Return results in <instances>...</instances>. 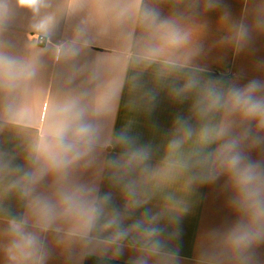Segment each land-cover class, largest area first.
<instances>
[{"label":"clouds","instance_id":"clouds-1","mask_svg":"<svg viewBox=\"0 0 264 264\" xmlns=\"http://www.w3.org/2000/svg\"><path fill=\"white\" fill-rule=\"evenodd\" d=\"M165 4L172 7L169 15L161 13ZM15 5L31 12L35 32L50 36L53 0ZM62 6L88 15L56 47L58 61L81 55L89 25L116 32L119 44L88 70L81 86L49 95L36 87L43 50L17 54L0 39V133L22 141L18 154L0 150L3 264H48L53 248L66 264H83L90 256L116 259L125 249L134 253L127 264H179L178 249L171 247L178 233L168 226L188 211L187 196L196 187L221 177L235 220L206 233L197 264H257L255 250L264 245V79L240 85L239 76L205 78L207 69L195 63L202 28L188 14L215 10L221 0H62ZM11 7L12 0H0V34ZM220 24L219 44L239 54L254 34L264 35V0L250 21L247 15L233 20L225 11ZM257 69L264 70V61ZM148 71L172 101L191 100L189 117L177 116L156 163L151 145L108 125L125 85L136 89ZM140 99L150 109L156 93ZM256 149L260 158L253 159ZM105 181L118 190L122 207L112 191L101 193ZM12 197L21 212L6 206ZM157 197L153 211L147 206Z\"/></svg>","mask_w":264,"mask_h":264},{"label":"crops","instance_id":"crops-1","mask_svg":"<svg viewBox=\"0 0 264 264\" xmlns=\"http://www.w3.org/2000/svg\"><path fill=\"white\" fill-rule=\"evenodd\" d=\"M221 2L222 6L215 10L203 12L196 9L188 13L202 28L197 40L202 46V52L195 63L207 69L202 73L205 78L228 81L239 76L240 85L246 84L251 79H264V70L257 69V64L264 61V35L254 34L252 43L239 54H234L231 47L219 44L223 35L220 18L225 11L233 20H239L247 15L250 21L251 14L260 0H221ZM179 10L184 11L183 6ZM48 11L55 13L56 22L50 36L46 38L32 29L31 12L20 9L15 5V0H12L9 21L6 30L0 34V39L17 54H23L25 50L33 47L42 49L45 53L43 57L45 68L37 78L36 87L49 95H56L81 86L87 78L88 70L98 60L111 55L118 47L119 39L116 32L104 33L98 25H89L85 36L88 45L82 50L81 55L71 62L58 61L56 47L60 42L75 35L88 13L87 10L63 7L62 0H53V7ZM171 12V5L161 6L162 15H169ZM40 38L43 39V44L40 43ZM70 77L73 79L69 83ZM149 91L156 93V99L150 109L146 108L140 99ZM190 105L191 100L182 103L172 101L167 88L154 84L151 71H148L141 75L136 89L130 90L129 86L125 85L117 102L116 111L108 120V125L115 133L127 129L128 134L140 145H151L152 163H156L163 155L164 145L175 119L177 116L188 118ZM0 150L18 154L22 150V141L12 132L0 133ZM115 154V152L111 153V155ZM250 155L253 159L260 158V149L252 151ZM15 162L23 163L19 158ZM224 182V178L221 177L214 184L196 187L187 196L188 211L179 215L176 224L168 226L169 232L178 233L171 241V247L178 249L179 264H197L206 233L235 220L234 214L226 206L229 194L222 189ZM107 191L113 192L114 204L122 207L118 190L111 189L105 181L101 185V193ZM159 202L160 199L157 197L147 207L155 211ZM6 206L13 213L22 211L15 197L6 201ZM142 211L143 209L139 210L136 216ZM133 255V252L125 249L121 257L107 260L127 264ZM255 255L257 264H264V245L255 250ZM0 264H3L2 257ZM48 264H66V261L64 256L53 248Z\"/></svg>","mask_w":264,"mask_h":264},{"label":"trees","instance_id":"trees-1","mask_svg":"<svg viewBox=\"0 0 264 264\" xmlns=\"http://www.w3.org/2000/svg\"><path fill=\"white\" fill-rule=\"evenodd\" d=\"M84 264H125V263L90 256L85 259Z\"/></svg>","mask_w":264,"mask_h":264},{"label":"built area","instance_id":"built-area-1","mask_svg":"<svg viewBox=\"0 0 264 264\" xmlns=\"http://www.w3.org/2000/svg\"><path fill=\"white\" fill-rule=\"evenodd\" d=\"M40 43L43 44V39L40 38Z\"/></svg>","mask_w":264,"mask_h":264}]
</instances>
